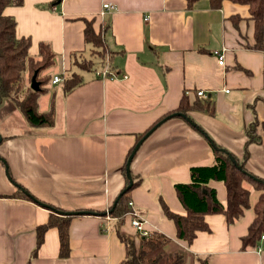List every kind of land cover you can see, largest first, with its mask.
Here are the masks:
<instances>
[{
  "label": "crops",
  "instance_id": "1",
  "mask_svg": "<svg viewBox=\"0 0 264 264\" xmlns=\"http://www.w3.org/2000/svg\"><path fill=\"white\" fill-rule=\"evenodd\" d=\"M52 1L25 0L7 6L4 14L17 20L18 37L31 38L30 54H38L41 41L51 42L57 61L47 71L53 76L77 72L83 81L67 92L60 82H48L49 89L56 85L44 97L45 110L54 114L52 126L33 127L26 119L25 133L15 128L2 133L0 264H120L126 252L121 236L141 239L131 214L107 215L127 184V154L137 135L178 112L183 93L191 105L210 99L214 112L189 111L195 125L181 116L168 118L143 140L130 165L137 182L129 194L132 209L149 232L171 238L167 250L187 252L184 264H201L199 257H209L211 264H264L263 239L256 249L242 248L260 193L255 187L251 206L239 220L228 223L223 213H208L204 219L210 230H199L191 243L177 237L178 228L164 209L165 204L188 213L175 184L190 181V167L210 165L215 145L244 157L247 128L255 117L261 139L249 145L247 166L264 179V41L261 47L252 45L249 6L230 0L219 9L209 0L190 8L187 0H62L54 6ZM105 3L114 8L101 14ZM235 14L242 18L239 24L230 21ZM85 19H94L97 32L104 28L110 65L119 78L97 75L104 58L84 40ZM221 49L225 60L219 65L214 52ZM91 59L92 70L79 65ZM42 95L38 108L48 112L41 107ZM6 165L15 183L5 174ZM209 182L225 204L226 184ZM18 187L36 200L14 196ZM51 206L96 211L71 218L67 258L59 255L56 227L47 230L34 253L36 228L49 220Z\"/></svg>",
  "mask_w": 264,
  "mask_h": 264
},
{
  "label": "trees",
  "instance_id": "2",
  "mask_svg": "<svg viewBox=\"0 0 264 264\" xmlns=\"http://www.w3.org/2000/svg\"><path fill=\"white\" fill-rule=\"evenodd\" d=\"M25 0H0V105L5 99L15 100L16 96L23 89L25 78L29 80L27 90L20 99H16L17 106L31 126L48 128L54 124V114L51 111L42 112L38 108L39 96L47 92L48 82H52L53 74L47 71L54 66L57 56L49 41H41L37 55L30 54V37H18L16 34L17 20L10 15L4 14L7 6L22 5ZM62 0H53L51 5H57ZM198 0H187L188 7H192ZM224 0H209L210 6L219 9ZM231 2L249 6L250 17L254 25V43L255 47H261L264 41V0H230ZM242 18L238 15L230 17L233 24H239ZM239 21V22H238ZM84 40L92 43L97 49V54L106 57L105 45H103V31L95 30L94 19H85ZM109 53V52H108ZM79 62V61H78ZM94 61L91 59L79 62V65L87 71L92 70ZM37 73V79L40 81L41 88L34 90L30 84L32 77ZM26 75V77H25ZM83 81L82 75L74 73L71 75H62L61 85L65 92L76 88ZM213 101L208 99L201 103L195 100L190 104L188 95L183 93V97L176 111H181L187 115L193 109L206 110L209 113L214 112ZM260 122L257 117L247 128V142L245 144V155L238 161L236 166L227 152H222L219 146H214V161L210 165H195L190 167V181L175 184L178 197L187 209V214H179L167 208L164 204L165 213L174 220L178 228L177 237L186 240L189 243L195 238L199 230H210L204 217L208 213H223L228 223H233L241 218L251 206L250 193L251 186L260 191L259 197L254 204L255 216L250 223L248 232L242 236V248H255L259 245L261 235H264V179L257 174H253L247 166L250 159L249 145L254 141H260L258 134ZM149 131V130H148ZM148 131L137 135V141L141 139ZM136 146V145H135ZM132 147L128 154L134 150ZM126 166V163H125ZM125 166L123 170L125 169ZM258 178V179H256ZM211 179L220 180L226 184V203H222L215 188L209 187ZM128 184V179H127ZM126 186L121 191L122 195L116 204L110 207V215L124 218L130 207V191L135 188L137 182H133L131 188ZM14 196L31 197L25 189L18 187ZM50 218L46 223L40 224L36 228L37 240L34 253L38 251L44 241L48 229L56 227L59 231V245L61 258H67L70 255V231L69 225L73 215L63 216L58 210L59 207L51 206ZM123 243L126 244L124 259L120 264H184L186 260V251L167 250L171 238L164 233L154 230L147 235H142L140 242L121 236ZM201 264H211L209 257H199Z\"/></svg>",
  "mask_w": 264,
  "mask_h": 264
},
{
  "label": "rangeland",
  "instance_id": "3",
  "mask_svg": "<svg viewBox=\"0 0 264 264\" xmlns=\"http://www.w3.org/2000/svg\"><path fill=\"white\" fill-rule=\"evenodd\" d=\"M103 45L106 46L105 47V49H106L105 53L108 54V52H110V50H109V47L107 46L105 40L103 41ZM90 53H91V51H88L85 55L87 57H90L91 56ZM25 77H26V75H25ZM51 84H53V83H51ZM27 85H29V80L27 78H25V81L23 82V89L16 96L17 100L22 98V96L25 94V92L27 90ZM54 86H56V85H54ZM52 88L48 89L47 92H45V94L43 93V95H42V98H41L42 101L40 102V104H41V107L43 108L44 111H48V109H49L48 108L47 110H45L47 108L46 107L47 100H45L44 97H45V95L47 97V95L50 94V92H48V91L52 90ZM16 99L15 100L5 99L4 103L0 106V121H2L3 123L6 122L5 125H2L1 122H0V127H1L0 133L1 134L3 132L4 133L5 132H10L9 130L13 129V128H15L18 131L19 130L22 131V132L24 131V133H25L24 124L27 121H26L25 115H23L21 110H20V108H18ZM5 174H7V173L5 172ZM8 177H9V175H8ZM9 179H11V178L9 177ZM11 181L13 183H15L12 179H11ZM130 207L132 209L131 205H130ZM129 212H130V210L127 213L129 214ZM107 215H110V211L107 213Z\"/></svg>",
  "mask_w": 264,
  "mask_h": 264
},
{
  "label": "water",
  "instance_id": "4",
  "mask_svg": "<svg viewBox=\"0 0 264 264\" xmlns=\"http://www.w3.org/2000/svg\"><path fill=\"white\" fill-rule=\"evenodd\" d=\"M30 86L34 89V90H39L40 88H41V86H40V81H38V79H37V73L36 74H34L33 75V77H32V81H31V84H30ZM179 116H181V117H183V118H185L189 123H191V124H193V125H195L194 123H193V121L191 120V118L186 114V113H184V112H181V111H179V112H174V113H171V114H169V115H167V116H165V118L164 119H162V120H160L159 122H157L140 140H138V142H137V144H136V146H135V148H134V150L132 151V153L129 155L130 157H129V159L127 160V163H126V167H125V170H126V175H127V179H128V186H127V188H131L133 185V175H132V170L130 169V165H131V162H132V160H133V158L135 157V154H136V152H137V150H138V148L141 146V144L144 142L143 140L144 139H146L150 134H151V132L155 129V128H157L158 126H160V124H162L163 122H165V120L166 119H168V118H171V117H179ZM205 135H206V133H205ZM206 137L207 138H209L210 140H211V138H210V136L208 137L207 135H206ZM2 140H3V136H2V134L0 133V142H2ZM220 151H222V152H227V154H229V156L231 157V159L233 160V162H234V164L236 165V166H238V161L236 160V158L234 157V155L231 153V152H229V151H227V150H225V149H220ZM0 160L2 161V162H4L5 163V160H3L2 159V157L0 156ZM6 173L9 175V177L11 178V176H10V174L8 173V169H7V165H6ZM256 179H258V178H256ZM26 192V191H25ZM122 195V193L120 192V194L117 196V198L115 199V202H114V204H116L119 200V198H120V196ZM31 196V195H30ZM31 198H33L34 200H36L33 196H31ZM38 201V200H37ZM40 202V201H39ZM42 204H45V203H43V202H41ZM46 205V204H45ZM110 211V210H109ZM108 211V212H109ZM58 212H59V214H61V215H63V216H66V215H80V214H82V213H95V212H90V211H87V210H80V211H69V210H66V211H64V210H58Z\"/></svg>",
  "mask_w": 264,
  "mask_h": 264
},
{
  "label": "built area",
  "instance_id": "5",
  "mask_svg": "<svg viewBox=\"0 0 264 264\" xmlns=\"http://www.w3.org/2000/svg\"><path fill=\"white\" fill-rule=\"evenodd\" d=\"M114 8L113 4L111 3H105L103 6V10L101 12V14H103L105 12V10L108 9H112ZM214 54L219 58V65L224 64V60H225V52L224 50H216L214 52ZM109 54L104 58V64L100 69L96 70L97 75L100 78H110V79H117L119 78V74L117 73L116 70H114L112 68V66L110 65V60H109ZM123 78H127L128 75L127 74H123L121 75ZM62 80V75H55L52 79V83H59ZM198 95L200 96H207L205 95V93L202 90H199L197 92ZM130 205L133 206V202L130 201ZM129 214L132 215V226L138 231V233L142 236V235H147L149 233V230L146 229L144 227V219L142 217L141 214H139L137 211H135V209H132ZM110 217V216H109ZM261 239L264 240V235H261Z\"/></svg>",
  "mask_w": 264,
  "mask_h": 264
}]
</instances>
